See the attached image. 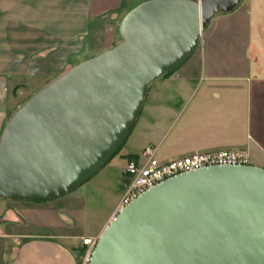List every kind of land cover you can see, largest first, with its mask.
I'll return each instance as SVG.
<instances>
[{
  "label": "water",
  "instance_id": "obj_1",
  "mask_svg": "<svg viewBox=\"0 0 264 264\" xmlns=\"http://www.w3.org/2000/svg\"><path fill=\"white\" fill-rule=\"evenodd\" d=\"M243 0H150L120 42L39 89L0 133V199L45 202L95 175L122 146L149 86L177 70L217 14ZM89 264H264V168L213 166L144 191L113 216Z\"/></svg>",
  "mask_w": 264,
  "mask_h": 264
},
{
  "label": "crops",
  "instance_id": "obj_2",
  "mask_svg": "<svg viewBox=\"0 0 264 264\" xmlns=\"http://www.w3.org/2000/svg\"><path fill=\"white\" fill-rule=\"evenodd\" d=\"M146 1L0 0V133L17 109L10 105L18 85L41 89L80 62L70 60L82 52L92 18L112 12L106 29L115 36L123 16ZM263 10L264 0H244L212 18L196 58L149 86L127 156L139 157L150 147L160 163H168L244 150L250 165L264 168V58L258 62L251 53L264 28L258 20ZM117 203L98 232L87 236L76 233L83 229L82 212L57 215L47 204L1 202L0 264H77L81 240L101 234Z\"/></svg>",
  "mask_w": 264,
  "mask_h": 264
},
{
  "label": "rangeland",
  "instance_id": "obj_3",
  "mask_svg": "<svg viewBox=\"0 0 264 264\" xmlns=\"http://www.w3.org/2000/svg\"><path fill=\"white\" fill-rule=\"evenodd\" d=\"M112 15H114L112 12H105L99 17L95 19L92 18L90 20L88 31L89 33L88 36L84 37L82 52L78 56L71 57L72 59L70 60V63H77L79 61V63H81L83 61H86L103 53L104 51L111 49L120 42L118 36V25L114 31L115 36H108L109 34H111V31L109 29H106V26L111 25L112 17L110 16ZM115 15H117V13ZM258 20L259 22L264 23V10L260 11ZM99 24H101L103 28L98 31ZM256 39L257 40L255 42L253 41L255 44L253 43L251 53L258 59L259 62L264 58V28L262 30L260 38ZM198 50L199 45L196 46L193 53L189 57L191 58L190 60H194V58H196ZM257 65H259V63L252 64V69L256 70ZM178 69L174 74H176ZM196 70H198V68ZM20 85H18L16 88V99L11 102L10 109H13L16 105V107L18 108L22 103H24V101H26V99H28L39 90L37 88L38 85L35 84H26L24 86ZM12 88L13 86L11 85L10 89ZM137 120L133 129L129 133L122 146L118 149L117 153L113 155L110 160L89 180H87L85 183H83L70 193L56 199L45 202L29 203L36 205L47 204L48 206H52L57 211V215H65V212H63L64 210H72L76 213L82 212L81 219H79V221H82L81 224L83 225V229L80 231H76V233L80 232L81 235L87 236L95 235L105 223L114 205L120 200L124 190L123 187L129 181L128 177L123 175L124 164L127 160L126 156L130 153L128 149L135 136L134 134L137 128ZM5 201L12 200L0 199V203ZM60 217L62 218V216ZM79 250L80 247L79 249H77L76 253L77 264H79V257L81 255L78 252Z\"/></svg>",
  "mask_w": 264,
  "mask_h": 264
},
{
  "label": "built area",
  "instance_id": "obj_4",
  "mask_svg": "<svg viewBox=\"0 0 264 264\" xmlns=\"http://www.w3.org/2000/svg\"><path fill=\"white\" fill-rule=\"evenodd\" d=\"M154 154L155 150L148 147L136 159L126 160L124 174L129 181L124 185L114 215L144 191L176 175L213 166L250 165L249 156L244 150L195 154L168 163H160ZM98 237L81 240L80 249L83 252L79 257V264H89Z\"/></svg>",
  "mask_w": 264,
  "mask_h": 264
},
{
  "label": "trees",
  "instance_id": "obj_5",
  "mask_svg": "<svg viewBox=\"0 0 264 264\" xmlns=\"http://www.w3.org/2000/svg\"><path fill=\"white\" fill-rule=\"evenodd\" d=\"M176 71V70H175ZM175 71H173L172 73H170V74H168V75H165L164 77H168V76H171L172 74H174L175 73ZM27 100V99H26ZM10 117V116H9ZM126 158L128 159V160H130V159H136V156H126ZM79 254H82V250L80 249L79 251Z\"/></svg>",
  "mask_w": 264,
  "mask_h": 264
}]
</instances>
